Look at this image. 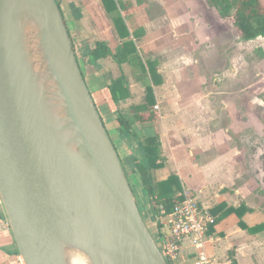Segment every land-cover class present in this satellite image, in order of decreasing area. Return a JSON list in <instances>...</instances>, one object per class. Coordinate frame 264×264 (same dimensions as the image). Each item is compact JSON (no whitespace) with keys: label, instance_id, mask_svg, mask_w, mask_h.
<instances>
[{"label":"crops","instance_id":"obj_1","mask_svg":"<svg viewBox=\"0 0 264 264\" xmlns=\"http://www.w3.org/2000/svg\"><path fill=\"white\" fill-rule=\"evenodd\" d=\"M114 1L130 34L126 39L115 29L103 0H57L81 72L145 224L152 235L157 233L159 220L153 199L145 190L137 164L145 159L142 145L146 138L159 136L166 161L154 172V179L165 182L176 176L181 187L176 197L188 189L211 209L216 222L209 232L206 253L213 263L233 264L234 259L237 264H264V229L253 234L240 226V222L250 229L264 225V100L253 95L252 86L244 90L250 95L242 102L218 99L225 90L216 83L208 86L212 79L207 80L217 71H212L214 65L209 63L203 68L212 57L206 54V48L217 43L227 45L229 57L225 61L235 66L236 42L215 37L225 19L207 0ZM135 33L142 36L135 39ZM101 41L108 44L112 55L94 60L91 52ZM128 41L135 43L143 61L154 64L160 77L159 86L152 85L159 119L155 123H135L131 133L122 134L121 114L148 101L146 85L137 79L136 69L114 60L113 55ZM261 51L260 59H264ZM228 72L224 68L218 76ZM122 76L129 97L115 102L111 86ZM193 252L191 244L186 243L179 263L192 264ZM0 264H24L1 196Z\"/></svg>","mask_w":264,"mask_h":264},{"label":"water","instance_id":"obj_2","mask_svg":"<svg viewBox=\"0 0 264 264\" xmlns=\"http://www.w3.org/2000/svg\"><path fill=\"white\" fill-rule=\"evenodd\" d=\"M0 196L24 264H168L57 0H0Z\"/></svg>","mask_w":264,"mask_h":264},{"label":"trees","instance_id":"obj_3","mask_svg":"<svg viewBox=\"0 0 264 264\" xmlns=\"http://www.w3.org/2000/svg\"><path fill=\"white\" fill-rule=\"evenodd\" d=\"M211 8L215 9L222 19H232L235 30L239 33L243 42L255 41L264 38V5L262 0H207ZM103 4L114 23L115 29L126 39L130 36L126 24L121 16L120 9L114 0H103ZM123 32V33H122ZM142 34L135 33V39ZM74 48V45H73ZM75 50V48H74ZM110 49L106 42H98L95 49L91 52L94 60L111 56ZM118 65L129 64L136 69L137 79L146 85V94L148 101L139 106H132L128 112L121 114L119 118L120 131L122 134L131 133L135 123H155L159 119L156 107V99L153 86H159L160 77L150 61H143L137 47L133 41H128L121 45L117 53L113 55ZM78 59V58H77ZM126 79L122 76L115 80L111 86V93L115 102L122 98L129 97L125 88ZM159 136L146 138L142 149L145 151V159L137 164V169L141 175L143 185L147 193L153 199V207L156 215L163 207L167 213L171 212L174 206L180 201L175 193L181 189L176 176H171L165 182H156L154 172L164 166L165 158L160 151ZM160 226V225H159ZM241 228L250 233H257L264 229V225L248 228L243 222H240ZM233 264L237 262L233 259Z\"/></svg>","mask_w":264,"mask_h":264},{"label":"built area","instance_id":"obj_4","mask_svg":"<svg viewBox=\"0 0 264 264\" xmlns=\"http://www.w3.org/2000/svg\"><path fill=\"white\" fill-rule=\"evenodd\" d=\"M178 198L180 201L171 212L159 208L156 244L161 254L168 264H180L185 244L190 243L194 249L192 264H214L206 253L209 232L216 222L211 209L204 207L188 189H183Z\"/></svg>","mask_w":264,"mask_h":264},{"label":"rangeland","instance_id":"obj_5","mask_svg":"<svg viewBox=\"0 0 264 264\" xmlns=\"http://www.w3.org/2000/svg\"><path fill=\"white\" fill-rule=\"evenodd\" d=\"M264 5V0H262ZM233 20L227 19L225 20V25L222 26L221 29L218 30L217 34H215L216 39L228 41L232 39L236 42V46L234 47L237 50V60L235 62V66L230 65V62H226L225 58L229 57V50L227 45L224 44H214L211 45V49L206 48V54L212 55L208 60L205 61L203 68H207L208 63L210 65H214L212 71H217V75L213 78H207L210 86L216 85L220 88H223L225 92H223V96L219 94V97H226L230 99L229 101L242 102L245 100L246 95H250L248 92H244V90L250 86H252L253 95L264 100V59L261 64L258 66H252L251 63L261 61V50H264V38H259L254 43L250 45H242L243 41L240 39L239 33L235 30L233 26ZM251 42V41H250ZM249 42V43H250ZM248 43V42H247ZM202 63V62H201ZM225 70L228 72L230 70H234L232 73L228 72L223 77L218 76L221 73V70ZM215 79L217 80L215 82ZM231 89H225L230 88ZM212 96V95H211ZM240 105V103H238ZM159 110V108H158ZM196 195V194H195ZM198 200L201 202V197L196 196ZM153 238L155 242H157L156 234H153Z\"/></svg>","mask_w":264,"mask_h":264},{"label":"bare ground","instance_id":"obj_6","mask_svg":"<svg viewBox=\"0 0 264 264\" xmlns=\"http://www.w3.org/2000/svg\"><path fill=\"white\" fill-rule=\"evenodd\" d=\"M28 31H33L28 28ZM30 33V32H29ZM68 264H91L90 259L81 251L77 249H71L66 253Z\"/></svg>","mask_w":264,"mask_h":264}]
</instances>
